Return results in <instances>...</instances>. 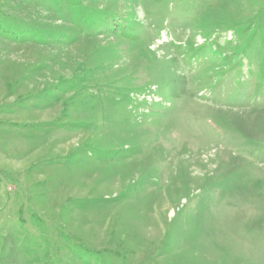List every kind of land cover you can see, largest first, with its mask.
Returning <instances> with one entry per match:
<instances>
[{
  "label": "rangeland",
  "instance_id": "rangeland-1",
  "mask_svg": "<svg viewBox=\"0 0 264 264\" xmlns=\"http://www.w3.org/2000/svg\"><path fill=\"white\" fill-rule=\"evenodd\" d=\"M60 1L0 0L77 33L0 34V264H264V0Z\"/></svg>",
  "mask_w": 264,
  "mask_h": 264
},
{
  "label": "trees",
  "instance_id": "trees-1",
  "mask_svg": "<svg viewBox=\"0 0 264 264\" xmlns=\"http://www.w3.org/2000/svg\"><path fill=\"white\" fill-rule=\"evenodd\" d=\"M58 1V0H55ZM88 2H85V0H61L57 3V6L54 8H48V13L56 15V13H61L63 18L66 21H69V19H72V22L74 24V29H76L79 32H81L82 36H91V35H99L104 34L105 31L108 32H117L118 30L112 27L114 19H107L103 17V11L99 9H94L93 7H90L89 9L86 4ZM59 5V6H58ZM96 11H92V10ZM7 14L0 11V34L5 37L9 43H20L24 45H48L49 47L51 45L57 44V41L60 42H67V46H69V43H74L76 40L77 33H73L71 36H69V39L66 40L63 37L69 32L68 27H62L59 26V29L54 28V30H50L47 34L45 29L38 30L39 27L37 25H30L28 22H22L18 19H14V17L8 16ZM69 17V19L67 18ZM102 19H107L106 22H102L101 25H103L102 30L97 33L96 31L92 30L93 26L95 24H98ZM64 26V25H63ZM105 27V28H104ZM112 27V29L110 28ZM38 30V31H37ZM101 32V33H100ZM44 37L46 39H44ZM130 38V36H128ZM43 40L41 43L40 40ZM262 39V44L264 48V38ZM66 40V41H65ZM69 42V43H68ZM73 45V44H72ZM56 46V45H55ZM186 53H191V50L186 49ZM197 52L193 53L191 57H194ZM191 59V58H190ZM229 68H233L235 70L236 68V74L237 76L242 75V63L241 59H235L232 64H230ZM228 68V69H229ZM232 70V69H231ZM228 71V70H227ZM228 74L227 76H229ZM242 78H239L235 81L236 84L240 85L243 80H240ZM257 82L254 86V90L252 92V97L255 99L256 95L263 90L264 91V57L262 58V61L260 63V66L258 68L257 73Z\"/></svg>",
  "mask_w": 264,
  "mask_h": 264
}]
</instances>
